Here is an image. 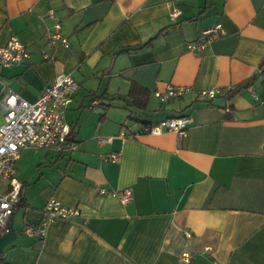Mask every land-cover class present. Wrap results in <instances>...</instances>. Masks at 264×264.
Instances as JSON below:
<instances>
[{
  "label": "crops",
  "instance_id": "0c3cea01",
  "mask_svg": "<svg viewBox=\"0 0 264 264\" xmlns=\"http://www.w3.org/2000/svg\"><path fill=\"white\" fill-rule=\"evenodd\" d=\"M56 23L68 47L47 44ZM217 23L219 35L191 52ZM13 35L31 56L3 70L0 95L35 101L58 73L79 88L65 113L75 150L26 149L17 163L18 238L5 264H179L184 252L192 264H264V0H0V45ZM168 86L190 91L161 102L155 91ZM210 88L224 107L197 97ZM180 115L191 118L185 138L143 131ZM51 198L79 214L28 235Z\"/></svg>",
  "mask_w": 264,
  "mask_h": 264
},
{
  "label": "built area",
  "instance_id": "2783aa9c",
  "mask_svg": "<svg viewBox=\"0 0 264 264\" xmlns=\"http://www.w3.org/2000/svg\"><path fill=\"white\" fill-rule=\"evenodd\" d=\"M180 14L181 9L174 7L169 13V19L175 21ZM60 28V23H56L48 31V45L69 46ZM220 32V23L204 29L195 41L188 43V49L199 54L209 40L217 37ZM30 56L27 44L13 35L5 45H0V79L5 68L24 64ZM78 88L79 84L71 75L58 73L35 101L25 99L10 88L0 95V236L8 231L10 220L21 201L23 183L18 177L17 163L22 152L26 149H49L54 150L57 156H65L75 150L76 144L70 138L71 126L65 120V113ZM189 91V87L168 86L165 91H155V96L161 102H166ZM219 92L218 88L203 89L197 93V97L211 101ZM190 122L189 116L180 115L147 125L143 131L151 134L172 131L182 139L187 136ZM109 140L99 139L100 142ZM108 159L117 162L119 154L112 153ZM99 192L116 196L123 204L128 203L132 197L129 188L121 191L100 188ZM42 211L43 219L40 223L26 226L28 235L41 239L46 237L51 223L79 214L78 209L63 205L55 198L49 199ZM185 234L189 236V233ZM179 259V264H192L190 253H182Z\"/></svg>",
  "mask_w": 264,
  "mask_h": 264
},
{
  "label": "trees",
  "instance_id": "16d2710c",
  "mask_svg": "<svg viewBox=\"0 0 264 264\" xmlns=\"http://www.w3.org/2000/svg\"><path fill=\"white\" fill-rule=\"evenodd\" d=\"M253 81H254V77L253 78H249V79L243 81L242 83L236 85L234 87V89L228 90L227 93H232V95H233L236 92H239L243 88H249L251 86V84L253 83ZM127 96H129L130 98H132V101L136 104L135 105L132 102V105L134 107L139 108V109H144L145 99L143 98V94L141 93V90L136 85H132L130 87ZM73 135L74 134H73V132L71 130V132H70V138H72ZM3 254H4V252L2 254H0V264H5V259H4V255Z\"/></svg>",
  "mask_w": 264,
  "mask_h": 264
},
{
  "label": "water",
  "instance_id": "95a60500",
  "mask_svg": "<svg viewBox=\"0 0 264 264\" xmlns=\"http://www.w3.org/2000/svg\"><path fill=\"white\" fill-rule=\"evenodd\" d=\"M212 104L215 106L224 107L226 105L225 98L217 97L212 100ZM18 238V233L16 232L13 223H9V229L6 233L0 236V254H2L9 244L14 242Z\"/></svg>",
  "mask_w": 264,
  "mask_h": 264
}]
</instances>
